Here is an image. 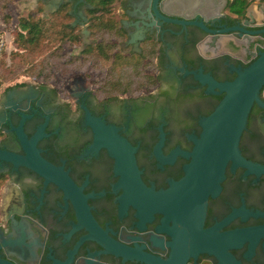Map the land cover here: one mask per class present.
<instances>
[{"label":"flooded vegetation","instance_id":"obj_1","mask_svg":"<svg viewBox=\"0 0 264 264\" xmlns=\"http://www.w3.org/2000/svg\"><path fill=\"white\" fill-rule=\"evenodd\" d=\"M98 1L37 0L35 11L42 5L40 15L49 17L65 7L72 17L69 24L82 34L84 49L96 39L89 24ZM154 1L109 0L108 6L124 38L114 54L146 58L148 72L159 79L156 85L107 99L99 97L93 86L65 96L45 82L17 83L0 93V150L29 155L16 130L22 127L29 141L37 137L36 150L50 166L0 158L1 262L146 264L102 254L99 242L84 239L92 231L80 226V198L66 189L64 173L87 197L99 239L107 237L127 248L169 258L171 237L157 230L163 215L156 212L149 220V209H139L125 198L120 201L124 190L115 186L119 177L114 159L106 148L90 152L95 133L83 107L118 127L137 148L138 166L148 187L168 189L185 174L190 162L186 154L195 146L193 136L203 132L201 119L210 116L225 95L208 93L196 73L202 70L218 82L232 81L237 76L232 66L245 68L256 60L254 55L264 51V33H255L264 30V0H161L156 9ZM245 2L244 12L239 13ZM156 10L170 20L159 17ZM194 21H203L216 32L231 27L245 30L213 34ZM115 40L111 37L110 49ZM240 148L246 159L264 166V109L257 103ZM225 221L222 232L249 229L229 250L238 264H264V173H248L242 166L233 171L228 164L220 194L210 197L204 227ZM186 264L224 263L201 253Z\"/></svg>","mask_w":264,"mask_h":264},{"label":"water","instance_id":"obj_2","mask_svg":"<svg viewBox=\"0 0 264 264\" xmlns=\"http://www.w3.org/2000/svg\"><path fill=\"white\" fill-rule=\"evenodd\" d=\"M160 1H154L155 9ZM156 14L165 20H170L158 10ZM183 16L188 17L187 14ZM174 22L187 25L183 21L174 20ZM192 24L213 34L245 30L242 27H231L216 32L210 30L203 21H194ZM255 33H264V30ZM254 56L256 60L245 68L232 66L237 74L232 81L218 82L211 74L202 70L196 73L197 79L207 86L208 93H225V95L213 113L201 119L203 132L200 137L193 136L195 146L191 153L186 154L190 162L185 166L184 176L178 181H173L166 190L157 191L154 187H148L142 179V171L138 166L137 148L120 134L118 127L107 124L101 117L93 115L87 107H83L86 112V122L95 133L90 152L106 148L114 159V171L119 177L115 186L124 190L120 201L125 198L128 203L139 209L140 207L143 210L149 209V220L156 212L163 215V224L157 230L171 237L168 242L171 252L168 259H163L127 248L107 237L99 239L93 230L96 229V222L87 206V197L83 196L82 189L77 188L66 173L60 174L66 189H72L80 198V226H87L92 231V234L84 239L99 242L104 249L102 254H111L123 258L124 261L186 264L189 259H196L201 253H209L216 256L221 263L238 264L229 250L236 247L238 237H244L249 229L222 232L221 228L226 221L212 228H205L204 224L210 197L220 194L222 183L226 178V168L230 162L233 171L242 166L248 173L258 175L264 173V166L246 159L240 148L241 136L246 129L253 105L257 103L264 109V100L261 98L264 88V51ZM84 88H86L84 84L73 83L70 93L74 95L73 92L82 91ZM16 130L29 149V155L20 156L0 150V158L16 164L29 166L38 164L42 168H49V162L36 150L37 137L29 141L23 134L22 127ZM0 264L7 263L0 261Z\"/></svg>","mask_w":264,"mask_h":264},{"label":"trees","instance_id":"obj_3","mask_svg":"<svg viewBox=\"0 0 264 264\" xmlns=\"http://www.w3.org/2000/svg\"><path fill=\"white\" fill-rule=\"evenodd\" d=\"M13 1L0 0V15L6 24L11 23L9 5ZM108 1L99 0L96 8L90 11L89 29L96 39L86 45L80 54H72L71 51L63 53L65 48L74 50L83 45L82 34L69 24L72 17L65 7L49 17H42L43 6L40 5L36 11L21 17L14 30L12 63L0 62V88L21 71L49 82L56 78L57 73L67 76L74 70L99 66L106 70L103 83H98L97 94L101 98L115 97L117 93H139L147 85H156L159 79L146 71V58L114 54L124 38L119 23L109 14ZM245 5L246 2L239 13L244 12ZM113 36L116 40L110 49Z\"/></svg>","mask_w":264,"mask_h":264},{"label":"rangeland","instance_id":"obj_4","mask_svg":"<svg viewBox=\"0 0 264 264\" xmlns=\"http://www.w3.org/2000/svg\"><path fill=\"white\" fill-rule=\"evenodd\" d=\"M37 0H14L9 5V12L11 14V23L6 24L0 15V42L4 41L6 45L3 46L0 52V62L5 61L8 65L12 63L11 53L15 49L14 45V33L15 29L19 25V19L23 16L28 15L32 11H35ZM47 14V13H46ZM42 16V15H41ZM84 45V44H83ZM83 45L77 49L65 48L63 53L80 54V50L83 49ZM146 71H149L148 69ZM106 76L105 68L99 66L94 69L87 67L84 69L74 70L67 76L57 73L56 78L54 77L51 81L47 82L44 78H35L22 74V71L14 76L10 80H6L5 83L0 88V93L4 88L23 82H45L52 84L57 87L58 91H62L65 96H68L71 92L73 83L84 84L86 87H94L95 91H99L100 85L98 83H103V79Z\"/></svg>","mask_w":264,"mask_h":264},{"label":"built area","instance_id":"obj_5","mask_svg":"<svg viewBox=\"0 0 264 264\" xmlns=\"http://www.w3.org/2000/svg\"><path fill=\"white\" fill-rule=\"evenodd\" d=\"M4 45H6V43H4V41H1L0 42V52H1V50H2V48H3Z\"/></svg>","mask_w":264,"mask_h":264}]
</instances>
